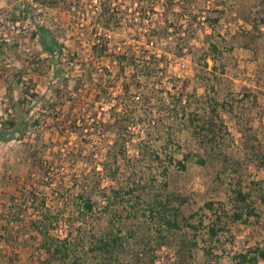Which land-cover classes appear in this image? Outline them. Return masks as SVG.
<instances>
[{
    "label": "rangeland",
    "instance_id": "374dc122",
    "mask_svg": "<svg viewBox=\"0 0 264 264\" xmlns=\"http://www.w3.org/2000/svg\"><path fill=\"white\" fill-rule=\"evenodd\" d=\"M21 1L0 0V8L10 14ZM27 1L30 13L20 17L14 41H0L1 81L11 78L9 92L0 93V134L8 128L9 137H0V264H40L44 257L30 224L39 206L21 195L32 189L63 215L77 207L80 189L91 195L96 212L89 220L68 227L58 222L51 232H75L77 226L87 233L113 229L123 240L109 257L111 264H179L175 244L183 236L196 241L190 264H234L237 252L264 249V209L260 219L249 222L229 216L239 180L246 188L252 178H264V10L258 11L264 0H183L196 15L189 24L177 23L183 12L178 0ZM103 1L119 21L106 31L107 51L98 54L91 37L94 30L102 31L97 14ZM165 13L181 35L173 34L171 25L170 37L149 41V33L165 24ZM40 25L57 42L52 53L44 50L38 34L32 36ZM211 42L218 45L212 52L216 61L209 58L205 65L201 57ZM178 44L185 53H169L160 64L163 75L150 79L157 90L148 97L146 82L137 89L130 81L129 66L127 77L117 75L113 51L132 48L147 54ZM19 68L26 93L13 75ZM128 83L134 97L123 117L129 126L117 136L108 122ZM74 117L81 128L71 126ZM210 118L216 122L214 134L208 130ZM69 150L74 154L70 163L63 158ZM55 181L66 196L59 202L51 194ZM11 199L21 203V211L9 221ZM157 200L165 203L164 218L175 210L178 228L157 217ZM215 211L222 213L226 229L212 238L207 227Z\"/></svg>",
    "mask_w": 264,
    "mask_h": 264
},
{
    "label": "trees",
    "instance_id": "16d2710c",
    "mask_svg": "<svg viewBox=\"0 0 264 264\" xmlns=\"http://www.w3.org/2000/svg\"><path fill=\"white\" fill-rule=\"evenodd\" d=\"M170 2V0H169ZM180 3V8L183 10L180 11L179 15L176 17L177 23L179 19L185 20L188 24L192 23L196 19V15L193 13V10L187 6V4L183 0H178ZM171 4V2H170ZM31 4L29 1L24 0L21 2H17L13 9L11 10L10 17L20 18V17H27L29 15L28 7ZM168 7V6H167ZM261 10H264V2L263 7L261 6ZM151 10H153V6L151 5ZM116 11L110 6V4L106 1H103L100 5V10L97 14V19L99 21V26L101 27L102 31L100 33L97 30L93 31L94 38L91 37V47L93 51H96L98 54L104 53L107 51L108 48V40H107V30L112 29V27L117 24L116 22L119 21V18L115 15ZM264 15V14H263ZM169 16L165 13L164 19L165 24L159 29V31H155L153 29L152 32L148 35V40L152 42H157L161 40L163 37H170V32H168V28L173 25H177L176 21L171 22L168 20ZM264 17V16H263ZM261 18V21H264V18ZM182 23V22H180ZM257 22L254 21L252 26L256 27ZM173 34H178V37L181 35V30L177 29L174 30ZM38 34L40 43L42 44L45 51L50 53L54 52L57 46V42L52 38H49L48 28L44 25H40L38 30L32 31V36ZM185 36V35H184ZM183 37V36H182ZM50 40H49V39ZM156 44V43H155ZM188 45V44H187ZM1 46V43H0ZM178 47V48H177ZM174 49H155L149 51L147 54H144V50L136 52V49L132 51V48L128 49H120L113 51V56L116 58L118 62V69L117 75L127 77L126 74V67L129 66L131 71L129 73L130 81H133L135 84V88H142L143 82H146L147 91L144 93V97H148L150 93L156 91L157 88L154 87V83L152 80L155 77H159L163 75L164 67L160 66V64L169 57V53L171 55L178 56L183 55L185 53V46L178 44ZM218 49V45L215 42H211L209 45V51L206 52L202 57L201 60L205 65L208 63V59H212L216 61V57L212 54L213 51ZM190 51V50H189ZM211 51V52H210ZM163 67V68H161ZM14 77L16 76V81L19 84L20 90L22 93H26L27 89L25 86L26 82L24 79V75L22 72V68H19L17 72H15ZM151 81L152 86H147V82ZM145 89V88H144ZM130 84H126L121 89V93L117 96V101L114 103V109L118 112H115L113 115L112 120H110L109 127L116 131L117 136L122 134L124 130H126L129 126L128 120L123 117V115L128 111L127 107H130L132 104V98L134 94H129ZM149 90V91H148ZM130 95V96H128ZM129 99H128V98ZM24 95L19 100L20 102L24 101ZM127 109V110H126ZM37 120H35L36 122ZM102 121V120H101ZM10 124H14L15 122L9 120ZM208 130H210L213 134L215 133L216 122L213 118L208 119ZM76 117L71 121V126L73 127H82L77 126L76 124ZM103 123V122H102ZM107 122H105L106 124ZM7 129L2 131L0 137H5L8 139L7 136ZM116 140V139H115ZM62 151H58V159H62ZM63 158L67 161L73 162L74 154L71 150L64 152ZM261 155L264 157V151L261 152ZM72 156V157H71ZM186 155L185 157H187ZM202 161V159H200ZM33 166H36V163H32ZM181 165H184L181 163ZM40 171L45 170L44 166L37 167ZM115 169V168H114ZM45 172V171H44ZM56 176V174H54ZM89 176V173L87 177ZM47 177V176H45ZM84 177V176H83ZM48 179V177H47ZM52 181V180H51ZM51 181H47L48 184L52 183ZM55 186L51 192L52 195H56V200L59 202L61 199L60 197L66 198L64 196V190L62 184H57L55 181ZM77 193V207L71 211V213H67V215H63L64 210L56 208L53 210L48 202H46V195L39 194L38 196L35 191L29 190L27 192L21 191V195L25 200L34 203L35 205L39 206V209H36L37 216L31 218L30 224L32 227L38 232L39 235V248L44 253V257L39 259L40 264H111L110 258L113 255L114 248L117 245L122 244V236L118 233H115L113 229H109L104 232H89L87 233L85 230H82L79 226L75 228V232H72L71 228L65 230L61 235L54 234L51 232V229L55 228L58 225V222H63L65 227L75 225V221H80L82 223L84 219L89 220L88 217L92 216L95 211L94 207V200L92 199L91 195L85 194L83 189H80ZM232 210L229 214L232 220H240L243 222H249L251 217L255 220L260 219L261 212L264 209L260 205H264V178L255 179L252 178L246 188H244L241 184V180H239L237 186L232 188ZM75 201V199H73ZM47 203V204H46ZM209 207H213L212 202H206ZM157 205L155 206V212L159 219L164 220L166 226L170 229L178 228L179 222L176 219V212L175 210L172 212L173 217L164 218L165 211V203L161 200H157ZM17 208L15 210L14 208ZM158 207V208H156ZM216 210V209H215ZM21 211V203H15L13 199L8 204L7 215H10L9 221H12V218H16L18 213ZM215 216L212 222L208 225V234L210 237L217 238L218 233L221 230L226 229V225L222 222V213L215 211ZM61 214V216H60ZM63 215V216H62ZM164 218V219H163ZM8 219V218H7ZM189 225H193L189 222ZM195 227V226H193ZM261 227L264 229V218L261 220ZM164 242H158L157 244L162 245ZM196 241H188L186 237H181L179 242L176 245L175 253L179 256V264H190V255H191V247L195 245ZM87 246V247H85ZM91 251L90 255H87V252ZM208 252H211L210 248H206ZM212 253V252H211ZM237 258L234 264H259V260L261 258L264 259V249L262 247H253L249 248L245 251H239L235 254ZM8 260L12 261L11 256H8ZM211 263V262H210ZM125 264L127 262L125 261Z\"/></svg>",
    "mask_w": 264,
    "mask_h": 264
},
{
    "label": "built area",
    "instance_id": "2783aa9c",
    "mask_svg": "<svg viewBox=\"0 0 264 264\" xmlns=\"http://www.w3.org/2000/svg\"><path fill=\"white\" fill-rule=\"evenodd\" d=\"M21 18H11L7 10L0 8V41L11 43L21 30ZM5 75L0 66V79Z\"/></svg>",
    "mask_w": 264,
    "mask_h": 264
},
{
    "label": "crops",
    "instance_id": "0c3cea01",
    "mask_svg": "<svg viewBox=\"0 0 264 264\" xmlns=\"http://www.w3.org/2000/svg\"><path fill=\"white\" fill-rule=\"evenodd\" d=\"M0 51H1V49H0ZM11 81V78L9 77V79L8 80H6V81H1V79H0V93H7V92H9L8 91V82H10ZM0 97H1V94H0ZM7 109H10V107H8Z\"/></svg>",
    "mask_w": 264,
    "mask_h": 264
}]
</instances>
